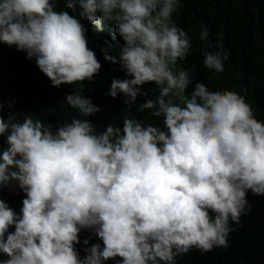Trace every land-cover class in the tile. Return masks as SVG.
Listing matches in <instances>:
<instances>
[{
    "label": "clouds",
    "instance_id": "clouds-1",
    "mask_svg": "<svg viewBox=\"0 0 264 264\" xmlns=\"http://www.w3.org/2000/svg\"><path fill=\"white\" fill-rule=\"evenodd\" d=\"M62 2L0 0V43L59 89L100 73L88 25H110L100 50L125 75L106 95L131 108L154 85L136 110L163 127L132 116L98 126L91 118L102 120L104 106L84 91L64 93L76 115L56 125L5 115L0 100V264H178L193 249H226L252 210L249 190L264 196V119L244 95L178 67L192 47L173 19L180 0ZM199 27L203 67L223 73L230 49L216 33L209 51V29ZM5 189L21 194L19 210Z\"/></svg>",
    "mask_w": 264,
    "mask_h": 264
},
{
    "label": "trees",
    "instance_id": "trees-1",
    "mask_svg": "<svg viewBox=\"0 0 264 264\" xmlns=\"http://www.w3.org/2000/svg\"><path fill=\"white\" fill-rule=\"evenodd\" d=\"M63 6L61 0L57 7ZM173 19L188 32L192 42L187 59L178 61V67L190 68L192 75L211 90L233 89L244 95L256 116L264 119V0H180ZM84 23L87 24L86 21ZM201 24L206 25L210 32L208 43L213 46L209 51L215 50L216 33L220 34L219 39L225 48L230 49L223 73L216 74L203 67L199 40ZM88 29L89 46L95 50L102 69L91 82L73 86L65 84L59 89L51 86L34 60L26 59V54L18 52L15 47L0 43V100L4 103V114L9 111L18 115H22V111L32 112L34 119H40L46 125H56L76 115V110L63 101L64 93L75 90L86 92L96 105L103 104L102 120L91 118L98 126L108 125L113 120L119 125L123 116H132L163 127L161 120L148 114L149 110L143 113L136 110L139 103L155 98L154 85H146L148 97H138L131 108L123 105L122 95L116 99L106 95L112 78H123L125 73L118 65L105 60L100 50L105 39H112L111 26H106L102 32H97L94 25H88ZM242 88L247 91H242ZM12 101L15 104L10 109L8 105ZM8 193L5 189L4 199L19 210L21 194L14 193L10 198ZM247 199L252 210L242 215L239 225H232L235 230L230 233L226 249L214 248L205 254L193 249L177 257L178 264H264V196L257 197L249 190ZM87 235V232H82L81 238ZM91 242L98 241L93 239ZM106 264L115 262L108 261Z\"/></svg>",
    "mask_w": 264,
    "mask_h": 264
}]
</instances>
